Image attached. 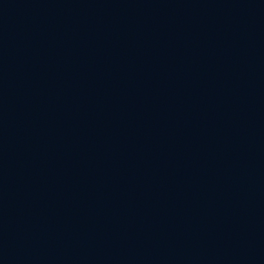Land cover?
<instances>
[{"label":"water","instance_id":"95a60500","mask_svg":"<svg viewBox=\"0 0 264 264\" xmlns=\"http://www.w3.org/2000/svg\"><path fill=\"white\" fill-rule=\"evenodd\" d=\"M0 264H264V0H0Z\"/></svg>","mask_w":264,"mask_h":264}]
</instances>
